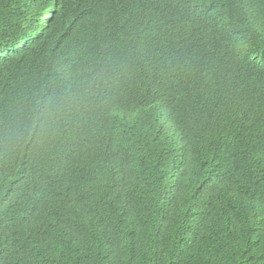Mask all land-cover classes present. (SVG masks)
Here are the masks:
<instances>
[{
    "label": "trees",
    "instance_id": "16d2710c",
    "mask_svg": "<svg viewBox=\"0 0 264 264\" xmlns=\"http://www.w3.org/2000/svg\"><path fill=\"white\" fill-rule=\"evenodd\" d=\"M0 264H264V0H0Z\"/></svg>",
    "mask_w": 264,
    "mask_h": 264
}]
</instances>
